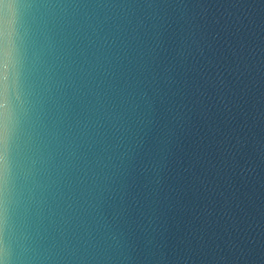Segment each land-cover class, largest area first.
Wrapping results in <instances>:
<instances>
[{"label": "water", "instance_id": "water-1", "mask_svg": "<svg viewBox=\"0 0 264 264\" xmlns=\"http://www.w3.org/2000/svg\"><path fill=\"white\" fill-rule=\"evenodd\" d=\"M0 264H264V0H0Z\"/></svg>", "mask_w": 264, "mask_h": 264}]
</instances>
